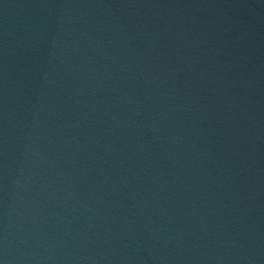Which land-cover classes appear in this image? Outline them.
Listing matches in <instances>:
<instances>
[{
  "label": "water",
  "instance_id": "obj_1",
  "mask_svg": "<svg viewBox=\"0 0 264 264\" xmlns=\"http://www.w3.org/2000/svg\"><path fill=\"white\" fill-rule=\"evenodd\" d=\"M0 264H264V0H0Z\"/></svg>",
  "mask_w": 264,
  "mask_h": 264
}]
</instances>
